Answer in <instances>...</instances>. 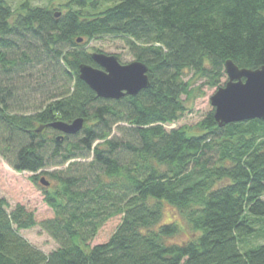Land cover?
I'll list each match as a JSON object with an SVG mask.
<instances>
[{
  "label": "trees",
  "instance_id": "16d2710c",
  "mask_svg": "<svg viewBox=\"0 0 264 264\" xmlns=\"http://www.w3.org/2000/svg\"><path fill=\"white\" fill-rule=\"evenodd\" d=\"M97 5L68 0L57 16L30 0L16 9L0 0V155L18 172L65 166L43 171L50 185H40L54 211L40 225L60 247L47 255L31 245L20 231L37 225L35 213L2 198L0 264H264V243L239 245L264 224V121L220 127L212 110L197 132L166 128L186 112V71L216 87L229 59L264 65V0ZM109 36L149 67L150 86L137 95L100 98L80 78V65L97 66L92 52L102 51L86 46ZM79 117L77 135L58 139L49 127ZM166 204L193 231L186 242L169 241L179 224H160ZM120 214L111 239L91 246Z\"/></svg>",
  "mask_w": 264,
  "mask_h": 264
},
{
  "label": "rangeland",
  "instance_id": "374dc122",
  "mask_svg": "<svg viewBox=\"0 0 264 264\" xmlns=\"http://www.w3.org/2000/svg\"><path fill=\"white\" fill-rule=\"evenodd\" d=\"M6 1L13 6V9H16L25 0ZM30 1L34 5L51 6L60 12L66 10L64 5L68 2V0ZM119 1L120 0H98V5L93 10L100 11L107 7H112ZM86 48L89 50L96 48L102 51L94 52H104L117 55L120 62L123 64H128L136 60L130 52L126 41L119 37L109 36L94 39L86 46ZM184 80L189 82L191 90V94L182 96L185 106L187 107L186 112L178 122L173 123L172 125H166V128L170 130L172 128L187 127L194 132H197L196 125L203 120L209 112L214 110L210 100L211 97L219 87L224 86L227 77L223 78L220 86L210 87L205 78H201L188 70L184 74ZM213 154L215 157L217 156V153L213 152ZM64 167L65 166L52 165L45 170L56 171ZM32 176L33 173L31 172H18L14 170L7 158L0 155V199H5L11 208L15 207L17 204H22L28 210L35 213L37 225L30 229H23L20 233L31 245L49 255L54 250L58 249L60 244L41 227L40 223L53 218L54 211L44 201V192L40 186L41 184L39 183V180L36 183L32 179ZM42 176L43 174L39 173L38 179ZM47 178L49 179V177ZM122 216L123 215L120 214L109 219L99 229L96 237L91 240L89 244L95 246L108 242L120 225ZM172 222L179 224L181 232L169 239L170 242L183 243L191 238L193 231L188 226L181 212L177 208L166 204L160 224L162 225ZM256 226L257 230L253 234L241 236L239 245L242 251L264 243V236L259 234L264 231V224Z\"/></svg>",
  "mask_w": 264,
  "mask_h": 264
},
{
  "label": "water",
  "instance_id": "95a60500",
  "mask_svg": "<svg viewBox=\"0 0 264 264\" xmlns=\"http://www.w3.org/2000/svg\"><path fill=\"white\" fill-rule=\"evenodd\" d=\"M56 15H61V12ZM82 41L83 38H78V42ZM92 59L97 66L81 64L80 78L100 98L120 100L127 95H137L150 86L149 67L144 62L135 60L123 64L117 55L104 52H93ZM225 68L227 80L210 99L218 125L223 127L253 119L264 121V65L258 69L240 68L229 59ZM84 124L85 119L79 117L69 122L56 120L49 127L58 131L60 135L57 138L61 139L67 135H77ZM41 171L33 174L37 175ZM39 181L43 186L50 185L45 176Z\"/></svg>",
  "mask_w": 264,
  "mask_h": 264
},
{
  "label": "bare ground",
  "instance_id": "6f19581e",
  "mask_svg": "<svg viewBox=\"0 0 264 264\" xmlns=\"http://www.w3.org/2000/svg\"><path fill=\"white\" fill-rule=\"evenodd\" d=\"M59 135H60V133H59ZM43 171H46V170H45V169H42V172H43Z\"/></svg>",
  "mask_w": 264,
  "mask_h": 264
}]
</instances>
